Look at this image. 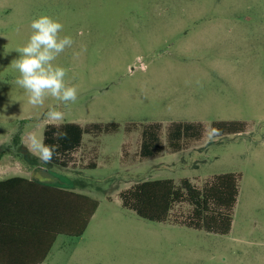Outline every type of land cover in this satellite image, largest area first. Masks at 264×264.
<instances>
[{
  "label": "rangeland",
  "instance_id": "obj_1",
  "mask_svg": "<svg viewBox=\"0 0 264 264\" xmlns=\"http://www.w3.org/2000/svg\"><path fill=\"white\" fill-rule=\"evenodd\" d=\"M40 15L58 19L61 35L74 41L55 61L78 88L67 107L49 98L34 108L14 83L16 49ZM212 24L231 33L197 35ZM49 105L65 112L62 124L119 129L84 134L75 166L46 163L27 137H44ZM221 121H242L246 129L216 136L213 124ZM177 122L202 123L204 134L175 152L167 132ZM156 123L165 149L142 158L143 128ZM17 135L25 148L16 152ZM2 150L99 203L83 237H59L46 264H264V0H0ZM226 173L240 175L227 235L173 223L191 212L186 203L173 208L171 222L159 223L125 208L120 197L144 181L189 179L202 188Z\"/></svg>",
  "mask_w": 264,
  "mask_h": 264
},
{
  "label": "trees",
  "instance_id": "obj_2",
  "mask_svg": "<svg viewBox=\"0 0 264 264\" xmlns=\"http://www.w3.org/2000/svg\"><path fill=\"white\" fill-rule=\"evenodd\" d=\"M245 127L246 124L242 121H221L213 124V131L216 136H223L241 133ZM118 129L117 123H93L86 126L64 123L60 125L59 130L66 132L67 138L56 140L53 133L57 128L49 124L44 131V142L59 146L50 162L64 168L75 166V154L82 146L84 134L100 136ZM203 134L202 123L177 122L169 126L167 138L170 147L177 152L183 149L182 143L185 140H200ZM141 138L142 158H151L164 151L161 124L145 126ZM15 139L19 143L20 135ZM2 156L3 152L0 153V158ZM18 181L28 184L32 199L29 202L15 201V208H29L25 211L28 212L29 218L13 221L0 218V235L10 236L14 240L28 235L33 243H41L43 251L35 263L42 264L59 236L78 238L84 235L99 208V203L83 194L22 178L0 182V186ZM239 182L240 175L235 173L217 175L202 188L195 186L189 179H183L179 185L172 179L144 181L122 192L120 197L125 208L134 211L143 219L159 223L171 222L173 208L177 204L186 203L191 207V212L184 220L178 222V219H175L173 223L208 233L227 235L232 229ZM30 255L27 254V257ZM0 264L12 263L5 256H0Z\"/></svg>",
  "mask_w": 264,
  "mask_h": 264
},
{
  "label": "clouds",
  "instance_id": "obj_3",
  "mask_svg": "<svg viewBox=\"0 0 264 264\" xmlns=\"http://www.w3.org/2000/svg\"><path fill=\"white\" fill-rule=\"evenodd\" d=\"M31 34L23 46L16 49L17 57L12 67L18 73L14 83L24 90L27 102L34 108H43L52 98L67 107L78 99V88L66 77L68 69L55 63L57 57L74 41L70 35H61L64 25L58 19L40 15L30 23ZM45 120L57 128L53 133L56 140L66 139L67 133L60 131L65 112L49 105L44 113ZM29 149L44 162H50L58 145L46 144L43 135L30 132L27 137Z\"/></svg>",
  "mask_w": 264,
  "mask_h": 264
},
{
  "label": "crops",
  "instance_id": "obj_4",
  "mask_svg": "<svg viewBox=\"0 0 264 264\" xmlns=\"http://www.w3.org/2000/svg\"><path fill=\"white\" fill-rule=\"evenodd\" d=\"M212 25H213L212 27H208L205 25L197 28V29H201L202 31V32H198L197 35L203 37L210 36L211 38H214L215 35L228 36L231 33L230 31H228L229 27L228 28L220 27V26L215 27V24ZM214 28H217V30L225 28L227 29V32L224 31L213 32ZM18 147L25 148V145L22 146L21 143H18L17 145H15V147L13 146L14 148L13 150L17 152L16 148ZM25 151L31 153L28 149H26ZM2 152H3V156L0 158V182H4L13 178H22L29 181L37 182L42 185L64 188L60 184L52 181L50 179L49 172H47L42 167L37 166V164H34L33 162L24 163L19 153L12 154L10 151L7 150L0 151V153ZM28 187H29L28 184L21 181L0 186V218H4L9 221L29 218L28 212H25L29 208L17 209L15 208L16 204H14V202L17 200L28 201V202L31 201L32 197L28 192ZM59 237H66V236H59ZM82 237L83 236L78 238H82ZM54 245L50 253L52 252ZM42 251H43V245L41 243L38 244L33 243L30 236L28 235H23L17 240H14L10 236L0 235V256H5V258L12 264H27V263L36 264L35 262L39 259V255ZM27 254H31L30 257H27ZM49 255L42 264H46Z\"/></svg>",
  "mask_w": 264,
  "mask_h": 264
}]
</instances>
